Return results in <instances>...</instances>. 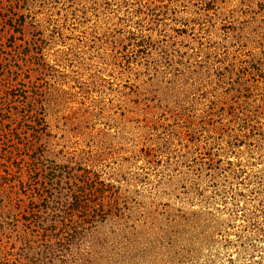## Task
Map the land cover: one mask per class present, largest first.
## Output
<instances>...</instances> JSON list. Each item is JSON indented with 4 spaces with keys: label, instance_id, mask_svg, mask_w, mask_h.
Instances as JSON below:
<instances>
[{
    "label": "rangeland",
    "instance_id": "1",
    "mask_svg": "<svg viewBox=\"0 0 264 264\" xmlns=\"http://www.w3.org/2000/svg\"><path fill=\"white\" fill-rule=\"evenodd\" d=\"M0 264H264V0H0Z\"/></svg>",
    "mask_w": 264,
    "mask_h": 264
}]
</instances>
